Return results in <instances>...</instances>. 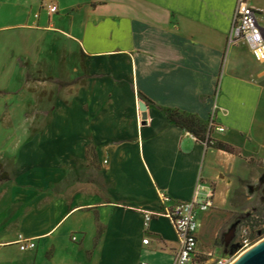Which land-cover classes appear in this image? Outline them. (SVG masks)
<instances>
[{
	"label": "crops",
	"instance_id": "obj_1",
	"mask_svg": "<svg viewBox=\"0 0 264 264\" xmlns=\"http://www.w3.org/2000/svg\"><path fill=\"white\" fill-rule=\"evenodd\" d=\"M56 2L61 10L54 23L69 21L67 38L80 53L61 57L59 62L73 64L61 77L50 67L38 74L54 81L40 91L48 97L49 108L41 113L49 131L38 122L21 137L13 170L0 159V212L6 214L2 204L9 196L32 206L24 219L32 225L16 236L0 235V251L17 245L22 234L44 242L34 251L18 249L25 264H173L179 249L174 226L155 217L146 228L144 213L161 209L162 194L175 203L213 190L214 206L199 213L198 250L209 262L234 254L235 246L216 245L208 222L232 205L247 161L233 150L239 147L231 134L215 132L213 138L232 152L206 145L173 122L169 111L195 115L205 126L216 111L215 121L224 126V109L234 121L248 110L240 103L248 104V84L240 76L247 63L237 55L229 60L227 51L238 0H98L86 8L90 17L80 14L84 20L66 15L71 4ZM55 86L64 96H53ZM55 200L66 205L64 216L53 227H41ZM65 220L68 230L56 235ZM230 242L226 236L225 246Z\"/></svg>",
	"mask_w": 264,
	"mask_h": 264
},
{
	"label": "rangeland",
	"instance_id": "obj_2",
	"mask_svg": "<svg viewBox=\"0 0 264 264\" xmlns=\"http://www.w3.org/2000/svg\"><path fill=\"white\" fill-rule=\"evenodd\" d=\"M61 1L64 7L71 4L67 13L64 12L62 15L66 13L67 16L74 17L77 14V17L83 20L90 14L86 10L98 2V0ZM123 1L128 3V0ZM58 2L61 5L60 0ZM253 2L258 7H264V0H253ZM59 9L61 10V7ZM261 11L263 21L264 11ZM84 13V17H81L80 14ZM42 16L46 20L38 22ZM52 16H48L47 10L43 9L42 0H0V159L10 164L11 170H13L12 160L16 152L14 145L20 144L21 137L32 134L38 122H41L43 131H49V120L41 113L44 108H49L48 97H43L40 91L44 85L51 87L54 81L38 75L39 72L49 67L58 76L61 71L70 72L73 64L67 61L59 62V60L73 52L80 53L77 43L68 39L69 21L66 25L59 26L54 23ZM50 17H52L51 24ZM49 25L50 27H47ZM227 48L229 60L237 55L238 60L247 63L240 76L248 84V91L242 93L247 97L248 104L246 105L245 100H240V103L242 107H248V110L241 111L236 121L233 119L231 110L222 111L229 120L228 123H224L226 128L224 135L231 134L233 138H236L239 148L238 151L233 150L241 152L247 162H245V174L237 189L231 194L232 205L224 211L220 210L217 218H213V222H208V225H210V233L213 232L217 236L216 245L226 250L235 246L237 250L243 236L264 240V63L254 60L244 41L232 45L229 42V35ZM238 60L234 62L239 64ZM67 78L71 79L72 75ZM55 87L53 96L56 94L64 96L62 89ZM1 173L3 170L0 161V176L4 175ZM78 200L79 196L75 202ZM4 206L6 214L4 211L0 212V235L16 236L18 232L27 230L32 225L31 221L24 220L27 210L32 209L25 200L16 204L9 196L3 202L2 208ZM53 208L51 212V208L49 210L47 207L45 213L50 214V217L39 223L41 227L48 225L53 227L59 223L66 212V205H62L61 201L55 200ZM14 212L17 215L14 216ZM66 221L55 229L56 235H61L68 230L70 221L65 223ZM226 236L231 241L229 246H225ZM209 238H211L210 234ZM36 244L44 245V242L36 241ZM18 249V245L13 244L2 247L0 264H25Z\"/></svg>",
	"mask_w": 264,
	"mask_h": 264
},
{
	"label": "built area",
	"instance_id": "obj_3",
	"mask_svg": "<svg viewBox=\"0 0 264 264\" xmlns=\"http://www.w3.org/2000/svg\"><path fill=\"white\" fill-rule=\"evenodd\" d=\"M42 4L43 9L47 10L49 16L59 11V5L56 0H42ZM261 12L260 9L251 5L247 0H238L229 34V42L233 45L244 41L248 45L255 61L264 63V27L259 17ZM215 112L208 125L209 139L213 138L215 132H226V128L215 121ZM204 143L208 145V140ZM214 197L215 192L210 190L205 198L195 197L187 202L174 203L169 195L162 194L160 198L161 209L159 211H146L144 213V226L146 228L150 227L155 217H165L174 226L179 239V249L173 264H231L235 259L261 241L260 238L251 239L250 237L243 236L234 254L209 262L198 250V233L201 226L199 213L206 212L214 206ZM149 242V238L144 239L145 244H149ZM16 244L19 246L21 252L31 251L37 247L34 239L25 237L22 234L19 235Z\"/></svg>",
	"mask_w": 264,
	"mask_h": 264
},
{
	"label": "trees",
	"instance_id": "obj_4",
	"mask_svg": "<svg viewBox=\"0 0 264 264\" xmlns=\"http://www.w3.org/2000/svg\"><path fill=\"white\" fill-rule=\"evenodd\" d=\"M61 86H65L66 83L59 82ZM170 119L179 126L191 131L197 138L203 142L208 140V145L232 152V147L224 142H219L214 138H208V125L205 126L201 120L195 115H185L178 111H169ZM5 179L9 178V175L5 174Z\"/></svg>",
	"mask_w": 264,
	"mask_h": 264
},
{
	"label": "water",
	"instance_id": "obj_5",
	"mask_svg": "<svg viewBox=\"0 0 264 264\" xmlns=\"http://www.w3.org/2000/svg\"><path fill=\"white\" fill-rule=\"evenodd\" d=\"M140 108L143 111V119L146 120V106L141 103ZM231 264H264V240L235 259Z\"/></svg>",
	"mask_w": 264,
	"mask_h": 264
}]
</instances>
